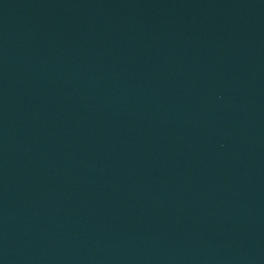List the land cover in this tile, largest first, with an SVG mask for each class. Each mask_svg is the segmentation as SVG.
I'll use <instances>...</instances> for the list:
<instances>
[{"label":"water","instance_id":"water-1","mask_svg":"<svg viewBox=\"0 0 264 264\" xmlns=\"http://www.w3.org/2000/svg\"><path fill=\"white\" fill-rule=\"evenodd\" d=\"M0 264H264V0H0Z\"/></svg>","mask_w":264,"mask_h":264}]
</instances>
